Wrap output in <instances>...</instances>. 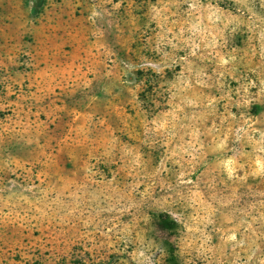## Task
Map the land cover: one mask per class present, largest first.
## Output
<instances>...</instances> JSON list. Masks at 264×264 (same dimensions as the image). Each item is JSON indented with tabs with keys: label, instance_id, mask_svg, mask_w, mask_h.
Here are the masks:
<instances>
[{
	"label": "rangeland",
	"instance_id": "rangeland-1",
	"mask_svg": "<svg viewBox=\"0 0 264 264\" xmlns=\"http://www.w3.org/2000/svg\"><path fill=\"white\" fill-rule=\"evenodd\" d=\"M0 264H264V0H0Z\"/></svg>",
	"mask_w": 264,
	"mask_h": 264
}]
</instances>
